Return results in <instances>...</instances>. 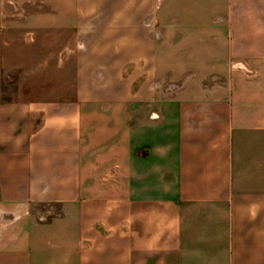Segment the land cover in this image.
<instances>
[{
    "label": "crops",
    "instance_id": "1",
    "mask_svg": "<svg viewBox=\"0 0 264 264\" xmlns=\"http://www.w3.org/2000/svg\"><path fill=\"white\" fill-rule=\"evenodd\" d=\"M0 264H264V0H0Z\"/></svg>",
    "mask_w": 264,
    "mask_h": 264
}]
</instances>
